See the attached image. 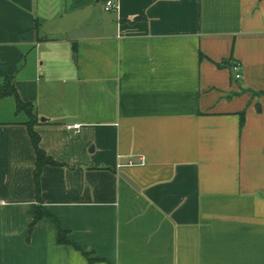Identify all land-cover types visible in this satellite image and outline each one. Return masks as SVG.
Returning <instances> with one entry per match:
<instances>
[{
    "label": "crops",
    "instance_id": "obj_1",
    "mask_svg": "<svg viewBox=\"0 0 264 264\" xmlns=\"http://www.w3.org/2000/svg\"><path fill=\"white\" fill-rule=\"evenodd\" d=\"M105 1L0 0V264H264V0Z\"/></svg>",
    "mask_w": 264,
    "mask_h": 264
},
{
    "label": "trees",
    "instance_id": "obj_2",
    "mask_svg": "<svg viewBox=\"0 0 264 264\" xmlns=\"http://www.w3.org/2000/svg\"><path fill=\"white\" fill-rule=\"evenodd\" d=\"M202 57L204 56L201 53ZM239 63V61H235L233 59H229V60H224L222 61L219 66L221 67H229L233 73L232 78L234 80H238L235 78V74L234 71L232 69V66ZM5 96H13L16 98L17 100V112H23L26 113L27 115H29V126H30V133H31V137H32V142L36 148L37 151V167H36V171H35V177H36V182L37 185L39 187V175L40 172L42 170V168L47 165V164H52V165H56L57 161H55L53 158L49 157L46 152L40 147L39 145V135L37 134V132L33 129V125L35 122H37L38 120V114L37 111L35 109V104L32 102H25L23 101L18 92L17 89L14 85V78L13 77H9L6 80L5 85H3L2 87H0V97H5ZM241 116V127L244 126L245 124V112H242L240 114ZM43 218H50L53 223H55L58 227V241L59 243H63V244H70L71 241L68 239L67 237V231H65L63 228L60 227L57 219L53 218L49 213H47L44 210L43 206H38L37 210H36V215L35 218L33 220V222L31 223V227L35 225V223ZM86 255L89 257L90 260V264H93V259L90 257V255H88L86 253Z\"/></svg>",
    "mask_w": 264,
    "mask_h": 264
},
{
    "label": "built area",
    "instance_id": "obj_3",
    "mask_svg": "<svg viewBox=\"0 0 264 264\" xmlns=\"http://www.w3.org/2000/svg\"><path fill=\"white\" fill-rule=\"evenodd\" d=\"M105 10L109 11V10H115L118 8V5L115 1L113 0H106L105 1V6H104ZM241 63H237L235 65L232 66V69L234 71V74H235V78L236 79H242L243 78V72L241 70ZM68 128L69 129H75L78 131V129L80 128V124H70L68 125ZM131 164H135L134 161H130ZM140 164H145L146 163V159L145 157H140V161H139Z\"/></svg>",
    "mask_w": 264,
    "mask_h": 264
},
{
    "label": "water",
    "instance_id": "obj_4",
    "mask_svg": "<svg viewBox=\"0 0 264 264\" xmlns=\"http://www.w3.org/2000/svg\"><path fill=\"white\" fill-rule=\"evenodd\" d=\"M123 176L125 177V179H126L128 182H130L131 184H134L133 180H132L130 177H128L127 175H123Z\"/></svg>",
    "mask_w": 264,
    "mask_h": 264
},
{
    "label": "rangeland",
    "instance_id": "obj_5",
    "mask_svg": "<svg viewBox=\"0 0 264 264\" xmlns=\"http://www.w3.org/2000/svg\"><path fill=\"white\" fill-rule=\"evenodd\" d=\"M75 54L72 55V58L74 57ZM10 97H13V96H10Z\"/></svg>",
    "mask_w": 264,
    "mask_h": 264
}]
</instances>
